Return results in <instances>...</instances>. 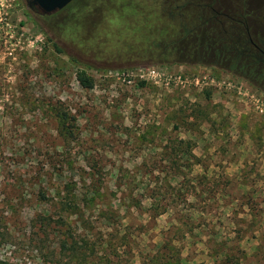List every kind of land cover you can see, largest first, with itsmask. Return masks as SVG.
Returning a JSON list of instances; mask_svg holds the SVG:
<instances>
[{
	"label": "rangeland",
	"instance_id": "1",
	"mask_svg": "<svg viewBox=\"0 0 264 264\" xmlns=\"http://www.w3.org/2000/svg\"><path fill=\"white\" fill-rule=\"evenodd\" d=\"M145 2L1 6L0 264H264V68Z\"/></svg>",
	"mask_w": 264,
	"mask_h": 264
},
{
	"label": "trees",
	"instance_id": "2",
	"mask_svg": "<svg viewBox=\"0 0 264 264\" xmlns=\"http://www.w3.org/2000/svg\"><path fill=\"white\" fill-rule=\"evenodd\" d=\"M146 4V3H145ZM164 2H161L160 4H158L159 9H155L157 7H154L152 9H154L155 12L157 13H161V11L167 13V15H169L171 13V11L174 9H178V8H183L186 5H189L191 7V10L189 11L190 14H193V17L191 19L190 22H198L201 24L199 26H205L207 24H211L212 21L215 20L216 22H221L224 21V27L219 25L218 28H211L209 27V32H208V36L206 37V39L202 42L203 44H208L210 47H208V49H206L205 52L208 53H213L212 55L214 57H219L220 59L222 57H226L227 55H232L234 56L233 58H237V59H244L245 60V66H258L259 64L264 68V59H259L257 57H255V52L252 50V48H249V43H248V34L250 35V28L247 22V19L245 17V15H241L240 21H238L237 16H232L230 14H219L217 13L216 10H211V8H209L205 3L199 2L197 0H183L182 3H177L174 2V5H172V9H166V6ZM149 9V7L147 8ZM145 8V11L147 10ZM147 15H150L147 13ZM194 16H196V19L194 18ZM180 17H173L171 18V20H174L177 22L178 25L182 26L181 23L183 24L185 19H179ZM226 24H229V27H225ZM226 29L227 31H224V29ZM238 28H240L244 34V45H241V42H238L237 36H235V33L233 32V30H238ZM248 32H247V30ZM187 31V30H186ZM155 32V31H154ZM149 34V37L151 36V40H153L154 35H156V33L154 34ZM187 35V33L184 32L185 36ZM181 36V37H182ZM235 40V41H233ZM231 41V43H230ZM177 42V39H173L170 42H168V45H174ZM243 42V41H242ZM229 43V44H228ZM227 45H229V49L227 47ZM231 48V49H230ZM233 48V49H232ZM242 48V49H241ZM200 52V51H198ZM197 52V53H198ZM79 82L85 86V87H91L92 86V82L90 79H88L85 76H79L78 77ZM5 264V263H2Z\"/></svg>",
	"mask_w": 264,
	"mask_h": 264
},
{
	"label": "flooded vegetation",
	"instance_id": "3",
	"mask_svg": "<svg viewBox=\"0 0 264 264\" xmlns=\"http://www.w3.org/2000/svg\"><path fill=\"white\" fill-rule=\"evenodd\" d=\"M25 1V0H24ZM172 2H176L177 0H171ZM197 1H199V2H202V3H205L209 8H211V10H216L217 11V13H219V14H221V13H223V14H230V13H228V10L226 9H224V8H220V9H218V8H216L215 7V4H217L218 5V7H221L220 6V3L222 4V0H197ZM230 1H234V0H230ZM25 4H26V1H25ZM27 6V5H26ZM30 9V8H29ZM63 9V8H62ZM33 13H39L40 15H43V14H41L40 12H38V11H36V10H33V9H30ZM59 11V10H58ZM57 12V11H56ZM51 15V14H50ZM176 15H177V17H180L179 19H185L186 20V14H184V13H182L181 11L180 12H177L176 13ZM190 15H192V17H193V14H190V12L188 13V16H190ZM231 15V14H230ZM242 14H239V15H237V18L236 19H238V21H240V19H242V18H240V16H241ZM43 16H47V15H43ZM194 18L196 19V16H194ZM185 24V21H184V23L182 24L181 23V25H184ZM201 24V22L200 23H198V22H191V25H192V27L193 28H197V27H199V25ZM224 24H225V22L224 21H221V22H216L215 23V20L214 21H212V23H211V28L213 27V28H218L219 27V25H221V26H223L224 27ZM185 27H186V25H184ZM225 27H229V24H226L225 25ZM224 29V28H223ZM186 30H189V29H186ZM247 30V29H246ZM224 31H227L226 29H224ZM233 32L235 33V36H237V41L238 42H241V44H240V46L241 45H244V34H243V32H242V30L240 29V28H238V30H233ZM247 32H248V30H247ZM248 36V43H249V48L251 47L252 48V50L255 52V57H257V58H259V59H264V47L262 48L261 46H259L255 41H254V39H253V37L251 36V35H247ZM199 40V41H198ZM197 40V42L195 43V51L196 52H198V51H206V49H208V47H210L208 44H203L201 41H200V39H198ZM233 41H235V40H233ZM243 41V42H242ZM230 43H231V41H230ZM229 44V43H228ZM264 45V44H263ZM229 45H227V47H228ZM172 49L173 50H176L177 48L176 47H172ZM228 49H229V47H228ZM231 49V48H230ZM233 49V48H232ZM242 49V48H241ZM238 58V57H237ZM235 59V58H233V61H234V63H232V66H235L237 63V61H239V59ZM220 58L219 57H216V59H214L213 61H211L210 62V64H212V65H218L221 61L219 60ZM197 62H199V60H196ZM244 65V64H243Z\"/></svg>",
	"mask_w": 264,
	"mask_h": 264
},
{
	"label": "water",
	"instance_id": "4",
	"mask_svg": "<svg viewBox=\"0 0 264 264\" xmlns=\"http://www.w3.org/2000/svg\"><path fill=\"white\" fill-rule=\"evenodd\" d=\"M28 8L50 15L66 7L72 0H25Z\"/></svg>",
	"mask_w": 264,
	"mask_h": 264
},
{
	"label": "built area",
	"instance_id": "5",
	"mask_svg": "<svg viewBox=\"0 0 264 264\" xmlns=\"http://www.w3.org/2000/svg\"><path fill=\"white\" fill-rule=\"evenodd\" d=\"M8 1H10V0H0V8H2L1 6L9 5ZM147 74H148V76H151L152 78H155V77L159 78L160 77L156 68H154V67H152L151 69H148ZM161 78H163L165 80V83L169 82V78H166L164 76L163 77L161 76Z\"/></svg>",
	"mask_w": 264,
	"mask_h": 264
},
{
	"label": "crops",
	"instance_id": "6",
	"mask_svg": "<svg viewBox=\"0 0 264 264\" xmlns=\"http://www.w3.org/2000/svg\"><path fill=\"white\" fill-rule=\"evenodd\" d=\"M143 2H144V4L146 3V2H145V0H143ZM143 9L145 10V6H144V8H143ZM146 11L148 12V10H146Z\"/></svg>",
	"mask_w": 264,
	"mask_h": 264
}]
</instances>
